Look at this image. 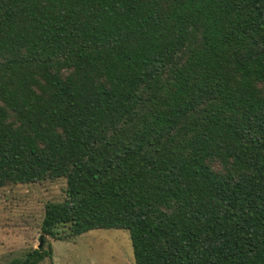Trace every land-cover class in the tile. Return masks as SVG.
<instances>
[{"label":"trees","instance_id":"obj_1","mask_svg":"<svg viewBox=\"0 0 264 264\" xmlns=\"http://www.w3.org/2000/svg\"><path fill=\"white\" fill-rule=\"evenodd\" d=\"M59 178L43 243L264 264V0H0V187Z\"/></svg>","mask_w":264,"mask_h":264},{"label":"rangeland","instance_id":"obj_2","mask_svg":"<svg viewBox=\"0 0 264 264\" xmlns=\"http://www.w3.org/2000/svg\"><path fill=\"white\" fill-rule=\"evenodd\" d=\"M65 179L0 187V264L37 248L44 206L65 196ZM50 256L38 264H135L127 229L96 228L64 240L47 237ZM50 246V247H49Z\"/></svg>","mask_w":264,"mask_h":264},{"label":"water","instance_id":"obj_3","mask_svg":"<svg viewBox=\"0 0 264 264\" xmlns=\"http://www.w3.org/2000/svg\"><path fill=\"white\" fill-rule=\"evenodd\" d=\"M42 246V238H40V242L37 248H40Z\"/></svg>","mask_w":264,"mask_h":264}]
</instances>
